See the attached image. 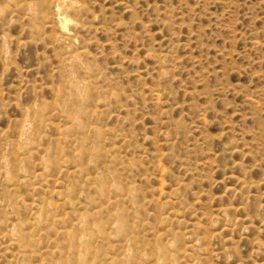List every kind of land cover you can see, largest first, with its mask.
Masks as SVG:
<instances>
[{
    "label": "rangeland",
    "instance_id": "obj_1",
    "mask_svg": "<svg viewBox=\"0 0 264 264\" xmlns=\"http://www.w3.org/2000/svg\"><path fill=\"white\" fill-rule=\"evenodd\" d=\"M0 264H264V0H0Z\"/></svg>",
    "mask_w": 264,
    "mask_h": 264
},
{
    "label": "bare ground",
    "instance_id": "obj_2",
    "mask_svg": "<svg viewBox=\"0 0 264 264\" xmlns=\"http://www.w3.org/2000/svg\"><path fill=\"white\" fill-rule=\"evenodd\" d=\"M59 2H61V1H59ZM61 4H63V3L61 2ZM59 5H60V4H59ZM59 7H60V6H59ZM61 15H62V14H61L60 10L57 9L58 20H59L60 23H61V27H62V28H65V27H66V23L68 22V20H67L65 17H62Z\"/></svg>",
    "mask_w": 264,
    "mask_h": 264
}]
</instances>
